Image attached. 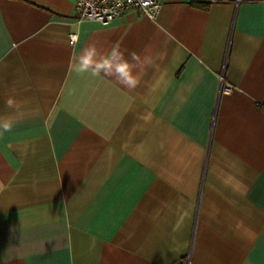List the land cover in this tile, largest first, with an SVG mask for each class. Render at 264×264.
Segmentation results:
<instances>
[{"label": "crops", "instance_id": "crops-1", "mask_svg": "<svg viewBox=\"0 0 264 264\" xmlns=\"http://www.w3.org/2000/svg\"><path fill=\"white\" fill-rule=\"evenodd\" d=\"M158 1L0 0V264H264V0Z\"/></svg>", "mask_w": 264, "mask_h": 264}, {"label": "built area", "instance_id": "built-area-1", "mask_svg": "<svg viewBox=\"0 0 264 264\" xmlns=\"http://www.w3.org/2000/svg\"><path fill=\"white\" fill-rule=\"evenodd\" d=\"M158 0H75V10L79 20H95L106 23L125 14L128 10L136 9L144 15L153 18L159 10ZM76 34L70 33V43L76 40ZM229 83H223L222 90H231ZM170 264H192L190 252L179 261Z\"/></svg>", "mask_w": 264, "mask_h": 264}, {"label": "clouds", "instance_id": "clouds-1", "mask_svg": "<svg viewBox=\"0 0 264 264\" xmlns=\"http://www.w3.org/2000/svg\"><path fill=\"white\" fill-rule=\"evenodd\" d=\"M130 55L133 57V59L136 58V54L135 53H131ZM128 68H129V65H128L127 62L123 63L122 66H121V70L124 71L125 75H126V79H125L124 83L126 84L127 87H130V88L134 89L137 86L138 81H137V79L134 76L131 75V73L128 71ZM7 103L9 105H11L12 104V100H9ZM2 127H3L4 131H9L10 130V128H9V126L7 124H4ZM2 134L3 133L0 132V135H2Z\"/></svg>", "mask_w": 264, "mask_h": 264}, {"label": "trees", "instance_id": "trees-1", "mask_svg": "<svg viewBox=\"0 0 264 264\" xmlns=\"http://www.w3.org/2000/svg\"><path fill=\"white\" fill-rule=\"evenodd\" d=\"M26 1H29V2H32L33 0H26ZM195 5L197 6H200V7H206L207 5L206 4H201V3H195Z\"/></svg>", "mask_w": 264, "mask_h": 264}]
</instances>
